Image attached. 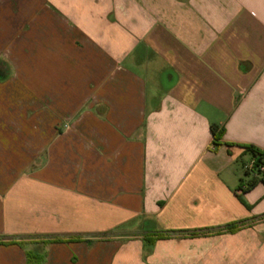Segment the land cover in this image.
<instances>
[{"label": "crops", "instance_id": "0c3cea01", "mask_svg": "<svg viewBox=\"0 0 264 264\" xmlns=\"http://www.w3.org/2000/svg\"><path fill=\"white\" fill-rule=\"evenodd\" d=\"M0 73V143L38 142L33 160L74 179L66 212L85 198L106 223L11 229L34 161L0 144V264H264L247 170L248 147L264 154V0H0Z\"/></svg>", "mask_w": 264, "mask_h": 264}, {"label": "rangeland", "instance_id": "374dc122", "mask_svg": "<svg viewBox=\"0 0 264 264\" xmlns=\"http://www.w3.org/2000/svg\"><path fill=\"white\" fill-rule=\"evenodd\" d=\"M74 74L77 81L79 80L81 82L83 74ZM52 79L53 78H51V81ZM46 81H50V79L47 78ZM30 114H33L32 110L30 111ZM62 129V132H64L65 130H68V127H63ZM30 133H33V131L31 130ZM7 143L2 142L0 144L5 145ZM38 144L39 143L36 141L29 142L28 144L26 142L17 141L8 143V145L14 146V156H22L25 160L30 157V161L33 160L35 151L38 150ZM5 154L6 150L1 149L0 159H2ZM46 156L47 155L45 154L37 156L35 158L36 160H33L34 162H32L33 164L31 165V170L29 171V176L31 179L29 180L28 184H26V190L24 189V199L21 200L22 197H20L21 199L18 197L17 200L20 202H15L14 205L20 207V209L22 208V211L17 210V207H15V213L13 216L14 221L12 223L9 222L11 229L14 228L25 230L27 232H34L31 236L48 237L47 235H52L51 233H56L65 229L81 230L85 228V226H88V228H98L101 225H105L106 223H104L103 220L96 215L97 213H95L93 222L89 218L88 221L85 219L87 213L86 205L89 204L85 198H79L77 203L73 200V206L68 207L66 212L64 203H69V198H67V195L65 194L66 190L63 191L60 190V188L69 189L70 185L68 182L74 179L68 173L66 168L61 165L58 166L57 164H54V159L51 161L50 168L44 170L43 168L45 167V161L46 164L48 161ZM16 161L17 156L15 157V164ZM82 177L84 178V175H82ZM82 177L80 176V179ZM82 183H84V181ZM21 192L15 191V194ZM55 199H60V201H55ZM88 206L90 207V204ZM94 207L95 210H97L96 206ZM69 211L72 212L71 216L68 215L70 217L65 215V212L69 214ZM54 213H61V215H63L62 217H65L63 218L64 220H54Z\"/></svg>", "mask_w": 264, "mask_h": 264}, {"label": "trees", "instance_id": "16d2710c", "mask_svg": "<svg viewBox=\"0 0 264 264\" xmlns=\"http://www.w3.org/2000/svg\"><path fill=\"white\" fill-rule=\"evenodd\" d=\"M6 76L4 75V73H0V81L2 80H5ZM212 133H213V136H214V139L215 140H219L222 138V135L224 132L222 131H218V127L217 126H213L212 127ZM251 154H252V157L256 160V168L260 165H263L264 166V154L261 153L257 148L253 147V146H250L248 147L247 149ZM262 181L264 182V173H263V176H262ZM240 224V223H239ZM237 225H231L228 227V230H231V231H235L236 230V227ZM169 233L171 232H167V231H163L162 234H160L157 238L158 239H161V238H164L166 237ZM153 240H151L152 242ZM29 259H30V256H29Z\"/></svg>", "mask_w": 264, "mask_h": 264}, {"label": "built area", "instance_id": "2783aa9c", "mask_svg": "<svg viewBox=\"0 0 264 264\" xmlns=\"http://www.w3.org/2000/svg\"><path fill=\"white\" fill-rule=\"evenodd\" d=\"M256 160L254 158H252V160L250 161V163L247 166V170L251 173H253L255 176L257 177H262L263 173H264V166L260 165L256 168Z\"/></svg>", "mask_w": 264, "mask_h": 264}]
</instances>
